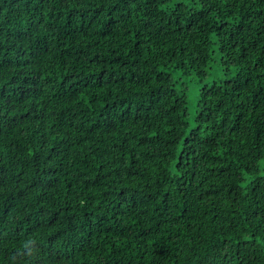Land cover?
I'll return each instance as SVG.
<instances>
[{
    "label": "trees",
    "instance_id": "16d2710c",
    "mask_svg": "<svg viewBox=\"0 0 264 264\" xmlns=\"http://www.w3.org/2000/svg\"><path fill=\"white\" fill-rule=\"evenodd\" d=\"M0 264H264V0H0Z\"/></svg>",
    "mask_w": 264,
    "mask_h": 264
},
{
    "label": "rangeland",
    "instance_id": "374dc122",
    "mask_svg": "<svg viewBox=\"0 0 264 264\" xmlns=\"http://www.w3.org/2000/svg\"><path fill=\"white\" fill-rule=\"evenodd\" d=\"M191 100H192V98H191Z\"/></svg>",
    "mask_w": 264,
    "mask_h": 264
}]
</instances>
